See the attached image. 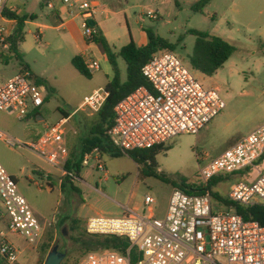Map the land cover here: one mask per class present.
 <instances>
[{"label": "rangeland", "instance_id": "374dc122", "mask_svg": "<svg viewBox=\"0 0 264 264\" xmlns=\"http://www.w3.org/2000/svg\"><path fill=\"white\" fill-rule=\"evenodd\" d=\"M107 2L111 5L110 14L99 15L96 25L102 28L114 54L131 40L140 44L143 39L148 44L145 30H152L172 44L182 38L175 54L204 88L219 91L226 108L198 136L174 138L158 151L151 168L146 164L138 165L128 155L107 154L103 158L107 172L82 167L81 174L77 175L79 180L64 176L23 146L13 149L0 142V162L17 180L20 191L43 226L47 222L54 223L45 230L39 244L33 245L9 234L8 227L0 224V233L7 234L19 251L18 264L45 263L56 245L66 254L63 264L81 261L86 255L75 238L90 219L124 218L128 208L144 213L147 196L156 201V217L165 219L175 188L205 184L201 177L204 167L264 126V0H211L202 13L194 11L197 0ZM7 6L18 10L21 16L35 15L37 20L29 22L25 28L26 41L19 46L21 58L0 47V87L27 66L34 75V82L44 81L47 99L39 118L19 120L16 114L0 115V129L24 144H33L37 142L36 134L62 118L61 112L74 114L75 119L88 115L89 111L79 110L80 106L96 85L108 82L106 68L113 70V66L102 64V72L96 71L94 75L91 72L90 78L82 76L72 64L76 56H81L79 47L66 31L57 29L50 19L53 8L46 0H7ZM149 12L155 14L154 19L148 16ZM193 31L221 37L236 48L214 76L195 71L189 64L198 40ZM93 48L98 49V46L94 44ZM117 63L126 82L127 64L122 58H118ZM87 136L84 131V137ZM74 146L76 152H80L79 143ZM263 175L264 159L239 173L218 176L216 179L221 182L212 190L228 198L239 182L253 183ZM214 205L217 210H225L215 199ZM0 210L6 212L1 200ZM73 220L80 223L78 231L73 230ZM50 234H53V242ZM0 264H8L1 252Z\"/></svg>", "mask_w": 264, "mask_h": 264}, {"label": "built area", "instance_id": "2783aa9c", "mask_svg": "<svg viewBox=\"0 0 264 264\" xmlns=\"http://www.w3.org/2000/svg\"><path fill=\"white\" fill-rule=\"evenodd\" d=\"M69 9L70 19H81V31L87 47L94 45L100 31L99 15L107 13L98 2L89 0H49ZM7 0H0V47L10 50L17 21L9 18ZM151 19L155 18L149 12ZM95 23V26L91 25ZM85 61V60H84ZM90 72L101 69L98 61H85ZM142 75L151 89L140 87L121 100L114 109L115 123L106 135L122 153L150 150L169 144L180 135L198 136L222 111L226 103L216 89H206L174 52L162 51L143 67ZM47 88L38 86L30 73H21L0 87V115L16 114L26 120L46 103ZM110 93L99 89L86 97L79 110L92 116L104 108ZM70 118H63L33 144H24L0 129V142L8 147L23 146L64 176L79 180L66 166L71 158L68 145ZM264 157V126L257 129L201 170L205 184L222 174L239 173ZM104 155L96 148L81 163L85 168L107 172ZM0 224L7 223L9 234L39 244L45 228L19 189L17 180L0 162ZM234 204L252 208L264 206V175L253 183L239 182L229 193ZM153 197L147 196L144 213L128 208L124 218L96 217L86 224V231L96 236H118L129 240L126 254L90 252L79 264H264V226L245 221L236 208L217 210L210 192L190 195L174 189L165 219L155 215ZM0 252L8 264H18L19 251L4 232L0 233ZM137 261L134 262L133 256Z\"/></svg>", "mask_w": 264, "mask_h": 264}, {"label": "trees", "instance_id": "16d2710c", "mask_svg": "<svg viewBox=\"0 0 264 264\" xmlns=\"http://www.w3.org/2000/svg\"><path fill=\"white\" fill-rule=\"evenodd\" d=\"M210 1L211 0H200L195 5L194 11L202 13ZM6 15L17 21L15 33L9 38L8 43L10 45V51L13 52L16 57L21 58L19 46L26 41L25 28L28 22L36 21L37 17L35 15H32L31 17L21 16L16 11L11 12L8 10L6 11ZM145 32L148 36V44L146 46L139 47L133 40H131L127 46L123 47L121 51L116 54L113 53L101 31L97 33L94 44L97 45L105 55H107L110 64L113 66L115 76L113 81H111L106 87V90L110 93V97L108 98L104 108L97 115V123L91 130L90 135L82 142L80 152L73 151L71 153V158L66 166V170L68 172H75L77 175H80L82 171L81 163L84 156L96 148H98L103 155L111 154L113 157L128 155L138 165L146 164V166L150 168L154 166L155 156L158 151L165 148V146H163L150 150H137L125 154L115 148L112 145L110 138L106 135L108 129H110L115 123L114 109L116 105L140 87H147L151 89L147 80L142 75L143 67L157 53L162 51L176 53L180 43L183 42V39L180 38L179 43L172 44L169 41L156 36L152 30H145ZM192 34L198 37V40L194 48V53L189 58V64L195 71L201 72L202 74L210 77L214 76L233 56L236 51L235 46L221 37L196 31H193ZM118 58H122L127 64L128 77L126 82L122 81L121 71L117 63ZM72 64L82 76L87 78L91 77V72L88 70L82 56H76L72 60ZM26 72L30 73V78L33 80L34 75L29 71L27 66L23 68L22 73ZM35 83L38 86H44L45 84L44 81L38 79L35 80ZM263 159L264 157L262 160ZM157 176L160 177V175ZM219 182L221 181L215 178L208 181L206 184L190 186L184 185L175 189H180L190 195H205L210 192L213 199L221 202L225 207L231 208L234 206L237 214L242 216L245 221H255L264 226V206L248 208L234 204L230 202L228 198H222L218 194H215L212 190ZM72 222L73 230L78 231L80 223L77 220H73ZM53 239V234H50L51 242H53ZM75 241L85 255L90 252H118L126 254L131 246L129 240L126 238L113 235H90L87 233L86 228L79 235V237L75 238ZM133 260L134 262L137 261L135 254L133 256ZM79 263L80 261L75 264Z\"/></svg>", "mask_w": 264, "mask_h": 264}, {"label": "crops", "instance_id": "0c3cea01", "mask_svg": "<svg viewBox=\"0 0 264 264\" xmlns=\"http://www.w3.org/2000/svg\"><path fill=\"white\" fill-rule=\"evenodd\" d=\"M48 1H47V4H48ZM93 1L98 2L101 5V7L105 10V12L108 15L110 14L111 5L107 2L108 0H106L104 2L103 1L101 2V0H93ZM154 1H158V0H154ZM197 2H199V0H197ZM53 4H54V8H53L52 14L50 16V19L54 23H56L57 29H62L70 35V37L78 45L79 50H80V55L82 56V58L85 61L87 60V58L91 59V60L98 61L100 63V65L102 66V68L99 71H97V73L102 72L103 71V65L102 64H104L106 66L107 64H110V62L107 59L106 55L101 51V49L99 47H98V49H94L93 45L90 47L86 46L84 38L82 36V31H81V19H79V18L70 19L68 17L69 9L67 7L61 5L60 2H58V1H54ZM11 8H13V7H11ZM13 9L17 13H19L18 10H16L15 8H13ZM108 18H105V19L107 20ZM99 30L101 31L102 35L104 36L102 28H99ZM137 45L139 47H144L147 45V41L145 40V42H143V39H142L141 43L140 44L138 43ZM106 70H107V73L105 75L108 77V82L106 84L96 85V87L92 91V94L99 89H106L107 85L111 81H113L115 73L113 72L112 68L107 67ZM93 75H94V72H93ZM122 81H123V79H122ZM40 111L41 110L35 111L32 115H30L29 118H33V117L39 118V112ZM61 114H62V118L59 119V121H61L63 118H66V117H68V118L72 117L70 120V124H69V134H68L67 140H68V145H69L70 150L76 151L74 145L76 144V142H78L80 146L82 145V142L90 135L91 130L93 129L94 125L97 123L98 117H97V115L92 116L91 114H88L86 116H82L78 119H75V117H73L74 114H64V112H61ZM73 120L75 122L72 123L73 124L72 125L71 122H73ZM51 126H53V125L47 126L44 132L36 134L37 141L48 131V129ZM84 131H86L88 133V136L86 138L84 137ZM1 224H3L4 226L7 227L6 222H3ZM46 229L47 228H45V230Z\"/></svg>", "mask_w": 264, "mask_h": 264}, {"label": "water", "instance_id": "95a60500", "mask_svg": "<svg viewBox=\"0 0 264 264\" xmlns=\"http://www.w3.org/2000/svg\"><path fill=\"white\" fill-rule=\"evenodd\" d=\"M92 26H95L94 22H91ZM66 258V254L61 252L59 246L56 245L54 249L48 254L45 264H63Z\"/></svg>", "mask_w": 264, "mask_h": 264}]
</instances>
